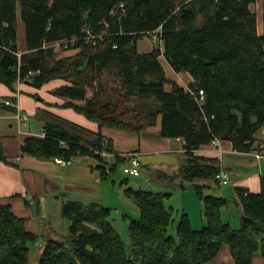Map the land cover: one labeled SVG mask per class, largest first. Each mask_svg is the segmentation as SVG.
<instances>
[{
	"label": "trees",
	"instance_id": "obj_1",
	"mask_svg": "<svg viewBox=\"0 0 264 264\" xmlns=\"http://www.w3.org/2000/svg\"><path fill=\"white\" fill-rule=\"evenodd\" d=\"M255 2L0 0V81L13 89L19 79L37 87L62 79L66 83L54 92L66 99L63 106L100 127L140 134L161 119L162 136L185 140L187 159L175 175L182 186L197 179L215 180L221 172L219 160L195 150L221 134L238 150L249 151L255 132L264 125V31L256 32L257 16L251 9ZM18 13L26 27L23 52L17 44ZM158 28L164 51L155 47L140 52L138 40ZM162 54L176 71L194 76L190 85L206 94L202 106L167 77ZM3 107L0 102V110ZM45 132L44 139L28 137L22 151L66 160L91 156L100 161L103 177L128 162L102 135L89 140L49 122ZM106 152L116 156L108 168ZM194 185L207 224L196 230L182 213L176 236L169 232L175 210L165 205L168 193L125 188L140 209L139 218L129 225L132 254L109 219L110 207L64 202L71 242L47 240L40 247L39 264H206L224 244L236 264H252L257 253L264 256V176L259 192L236 188L243 208L240 227L223 220L227 198L205 196L204 184ZM37 240L10 205L0 204V264H29V245Z\"/></svg>",
	"mask_w": 264,
	"mask_h": 264
},
{
	"label": "crops",
	"instance_id": "obj_2",
	"mask_svg": "<svg viewBox=\"0 0 264 264\" xmlns=\"http://www.w3.org/2000/svg\"><path fill=\"white\" fill-rule=\"evenodd\" d=\"M26 50L25 35L21 52ZM161 57L169 68L163 65ZM160 60L167 77L171 80L181 86H187L193 81L194 78L189 71L177 72L164 54L160 56ZM167 69L173 72L172 76L168 75ZM61 81L62 79H56L37 87L27 81L17 80L13 89L0 81V98H10L14 104L4 105L0 110V204L10 205L15 215L24 220L27 229L36 234L38 239L44 240L45 243L49 239L66 241L70 235V221L63 216L64 202L68 200L87 204L100 202L111 208L112 197L109 190L112 187L111 183L114 187L117 182L113 177L115 170L107 177H103L98 168L100 161L91 156L79 155L73 157L71 163H59L55 156L39 157L22 151L28 137L45 138L42 133L45 132L47 122L89 140L102 135L111 141L114 153L124 155L137 152L142 162L140 176L145 171V180L132 182L127 179L125 183L135 189L154 191L145 187L155 186L160 190H166L156 191L168 193L165 198L177 194L179 199L177 212L180 213V217L182 213H186L194 229H202L207 224L204 202L196 191L195 182L204 184L205 196L227 198L229 204L222 210L224 222L239 227L240 219L241 225L242 210L241 204L237 202L239 196L236 188L241 187L245 192L261 191L264 156L258 158L252 152L237 151L229 140L221 141L220 149L215 147V144H203L195 150V154L219 159L221 171L228 174L230 181L222 185L214 179L208 182L196 180L182 186L181 178L175 176L187 158L185 140L182 137L162 136L161 119L140 134L108 126L100 127L97 122L90 120L73 107L63 106L66 99L54 92L56 88L64 85L65 82ZM166 88L170 89L171 84H166ZM18 110L27 113L29 118L26 121L18 119L16 117ZM103 156L108 163L107 168L116 162L113 153L106 152ZM121 183L116 190L117 200L125 204L121 210L128 216L127 212L132 202L124 192L125 189L122 190L124 183ZM229 185L234 189L232 190ZM28 198L33 199L34 204H30ZM133 215L140 216L138 204ZM236 218L239 219L235 222ZM223 255L233 259L227 244H224L217 256L206 264H221ZM34 258V252L29 253V264ZM234 263L236 264L235 261ZM252 264H264V256L260 253L255 254Z\"/></svg>",
	"mask_w": 264,
	"mask_h": 264
},
{
	"label": "rangeland",
	"instance_id": "obj_3",
	"mask_svg": "<svg viewBox=\"0 0 264 264\" xmlns=\"http://www.w3.org/2000/svg\"><path fill=\"white\" fill-rule=\"evenodd\" d=\"M251 9L256 13V16H257L256 32L258 34H261L264 31V0H256L255 3L251 4ZM199 18H201V16ZM25 35H26V27H25L24 22L20 18V13H18L17 44H18V49L19 50L20 49L22 50V44L25 41ZM158 36H162V29L159 31ZM56 43H58V42H56ZM164 44H165L164 40L162 41V45L159 44V41H154V33H148L147 35L141 37L138 40V47L137 48L141 52H144V51L148 52V51L153 50L154 47H159V48L162 47V50L164 51ZM21 50H20V52H21ZM20 52H19V55L21 54ZM162 62H163V65L166 68H169L168 65L166 64V61L163 58H162ZM183 71H185V70H183ZM167 73H168L169 76L173 75V72L170 71V69H167ZM32 75H33V73H32ZM193 78H194V76H193ZM194 80H195V78L193 79V81L191 83H193ZM182 81L184 82V80H182ZM61 82H65L66 83V81H64V80H62ZM191 83H189L187 86H183V87H185L186 90L189 87V88H191V90L196 91L195 88L190 85ZM191 95L193 96V94H191ZM193 98H194V96H193ZM204 101H206V96L204 98ZM202 114L204 115V112H202ZM205 119H206L207 122L209 121V117L207 115H205ZM213 134H214V129H213ZM213 140H216L215 147L219 148L220 144H221V141L229 140V139H225L224 136L221 135V134L220 135L219 134H217V135L215 134L214 137H213ZM213 140L211 142H209V143H206V144H210V143L214 144ZM229 141L233 143V141H231V140H229ZM251 144H252V146H251V149L249 151L238 150L235 147L234 143H233V146H234V148L237 151L252 152V154H254L255 156H257V154H259L260 157H258V158H261L262 156H264V125L255 132L254 140H253V142H251ZM71 161H72V159H71ZM113 177H114V179L117 182H115L114 187H113V183H111L112 187H110V190H109V195L112 197V203L110 204L111 205V215H110L109 219L111 220L112 224L114 225L116 231L121 235L128 252L130 254H132V252L135 249V246L133 245L131 237H130L129 225H130V221L132 219L131 217H134L133 219H138L139 218V215L138 216L133 215L134 214V208L137 209V203L135 202V200L133 198L126 197V199L128 198L132 202L131 203L132 206L130 208L131 212H130V210H128L127 213H129V215L126 216L125 212H123L121 210V209H123V207H124L123 205H125V204L121 200H117L118 194H117L116 190L122 185L121 182H123L125 179H128V181H132V182L134 180H142V179L145 180V171H143V175L140 176V177L129 176V175L124 173L123 166H122V164H120V165H118V167L114 171ZM197 180L200 181V182L201 181H203V182L204 181H207V182L208 181H212V179H197ZM215 180H216V178H215ZM229 181H230V177H229ZM126 185H127V183L123 184L122 190H124L128 186V185L127 186ZM229 187H231L232 190L234 189V187L232 185H229ZM145 188L146 189H153L154 191H164V192L166 191V190H160L158 188H155V186H153V187H145ZM164 202H165V205L167 207H173L174 210H175V212H173L174 220H173V223H172V225L170 227L169 232H170L171 235L176 236L177 225H178L179 217H180V213L177 212L178 204H179V199L177 197V194H172L171 198H164ZM117 207H120V209H117ZM241 210H243L242 205H241ZM237 219H239V218H236L235 222L237 221ZM238 226L240 227V219L238 221ZM66 242H71L70 236H68V238L66 239ZM35 245H36V242H35ZM36 246H34L33 244L29 245V248H30L29 253L34 252V254H35V258L33 260L32 259L30 260V264H39L37 256L41 253V249L42 248H40L39 246H37V247ZM221 257H222L221 262H220L221 264H235L233 259H231V257H226L224 255L221 256Z\"/></svg>",
	"mask_w": 264,
	"mask_h": 264
},
{
	"label": "built area",
	"instance_id": "obj_4",
	"mask_svg": "<svg viewBox=\"0 0 264 264\" xmlns=\"http://www.w3.org/2000/svg\"><path fill=\"white\" fill-rule=\"evenodd\" d=\"M121 6H123V4H121ZM160 30H161V28H158L157 30H155L152 33H154V41H159V44L162 45V41H163L162 36H158V33ZM100 36H102V35H100ZM161 50H162V47H161ZM31 73H33V72H31ZM187 91L190 92L191 94H193L197 103L200 106H202V104L204 103V98L206 96L204 90L200 89L199 91H193V90H191V88L188 87ZM1 103H3L4 105H8V106L14 105L10 99H1ZM16 117L18 119H20L21 121H26L29 118V115L25 112L18 110L16 113ZM42 136L46 137V132H43ZM213 143L215 144L216 140H213ZM62 145L67 146V144L65 142H62ZM103 154H106V153H103ZM124 155L128 157V162L123 166L124 173L129 175V176L139 177L141 175L142 162L138 156V153L137 152H130V153H127ZM257 157H260V155L257 154ZM56 161L59 163H70L71 159L63 160L60 157H56ZM216 179L219 180V182L222 185L229 183V176L222 171L216 175ZM28 201L30 202V204H34L33 199L28 198ZM36 245L39 247H42L45 245V242L42 239H38L36 241Z\"/></svg>",
	"mask_w": 264,
	"mask_h": 264
}]
</instances>
